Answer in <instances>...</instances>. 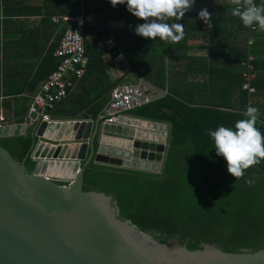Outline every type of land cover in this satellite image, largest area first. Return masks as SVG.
<instances>
[{
    "label": "trees",
    "instance_id": "1",
    "mask_svg": "<svg viewBox=\"0 0 264 264\" xmlns=\"http://www.w3.org/2000/svg\"><path fill=\"white\" fill-rule=\"evenodd\" d=\"M58 1L59 12L65 13L68 2ZM225 4L224 19L222 15L214 17L213 7L210 6L212 15L209 27L212 36L221 34L223 37L227 33L224 21L227 18L229 20L231 7L228 0ZM82 9L85 15L97 18L95 25L85 26L88 55L85 73L95 75L100 71L101 74L96 76V87L101 93L92 95L74 91L56 103L54 110L58 104H62L58 112L63 117H72L86 108L83 116L93 120L103 114L115 85L110 82L105 67L97 70L102 62L101 54L106 52L98 50V41L110 34L107 24L110 15L128 19V29L125 34H117V41L131 69L153 84L165 88L166 57L184 58L178 53V46L171 47L170 42L161 41L159 37L150 39L135 34V25L143 21L129 13L124 5L113 7L108 0H85ZM233 19L242 25L238 17ZM241 27L244 30L247 28ZM66 28H61L29 88L36 90L38 83L56 69L59 59L53 53ZM254 35L251 46V52L256 56L254 64L257 78L252 82L256 89L254 93L249 94L242 89L244 67L241 64L247 56L244 44H225L220 50L210 52V57L217 58L218 64H204L199 69L196 64L178 62L170 65L168 73L174 78L187 79L189 73L200 72L208 78L202 84L183 80L176 82L177 87L168 85L165 95L129 111L172 123L163 172L120 168L91 160L84 171L83 190L112 194L120 217L130 220L161 243L169 244L177 239L190 250L202 249L207 244H216L228 252L264 250V159L244 170L243 176L235 178L227 172L224 158L215 154L212 141L204 131L214 129L217 125L231 126L243 118L241 113L251 105L257 108L256 127L264 134V103L256 100L257 96H264V36L258 30ZM123 38L126 42H123ZM119 52L116 45L109 50L112 57ZM20 99L30 100L27 97ZM28 111L29 106L25 105L21 114H15L23 115ZM35 140L33 130L29 129L24 135L0 138V144L18 161H25L27 172L31 173L36 163L30 158ZM97 145L95 142L96 148ZM246 180L251 183H246Z\"/></svg>",
    "mask_w": 264,
    "mask_h": 264
},
{
    "label": "water",
    "instance_id": "2",
    "mask_svg": "<svg viewBox=\"0 0 264 264\" xmlns=\"http://www.w3.org/2000/svg\"><path fill=\"white\" fill-rule=\"evenodd\" d=\"M101 115L47 121L28 111L2 120L0 138L33 130L36 163L28 173L0 144V264H264V250L161 243L121 218L112 194L84 191L91 160L162 173L169 150L171 122L126 112L133 122L120 115L108 123Z\"/></svg>",
    "mask_w": 264,
    "mask_h": 264
},
{
    "label": "crops",
    "instance_id": "3",
    "mask_svg": "<svg viewBox=\"0 0 264 264\" xmlns=\"http://www.w3.org/2000/svg\"><path fill=\"white\" fill-rule=\"evenodd\" d=\"M225 1L227 2V0H197L195 4H192V6L185 11L181 19L177 20L173 17L166 20L167 23L170 22L169 24L181 23L183 25L182 38L179 41L170 43L171 47L178 46V48H180L178 53L183 55L184 58L177 57L168 59V57H166L165 88L153 84L145 77L133 71L127 58L122 62L116 61L117 56L121 52H124L117 41V34H125L128 29L126 24L128 19L124 16H108L107 24L110 34L98 41V50H105L106 52L101 54L100 59L102 62L97 70H102L105 67L107 76L112 84H137L146 92L153 95L154 98L165 95L168 92V85L177 87L178 84L176 82L179 81L187 80V82L202 84V82L208 78L205 73H189L187 79L184 77L174 78L168 73V71H170L169 66H173L180 62L184 65L196 64L199 69L203 68L204 64H218L219 61L217 58L210 57V52L220 50L225 44H244L247 48L246 58L248 54H253L251 52L252 44H248L249 28L247 27L244 30L238 20L235 21L233 19L235 16L230 15L229 20H227L228 18L225 19L224 29L227 30V33L223 35V37L221 34L212 36L210 34V27L197 18V13L201 8L206 9L211 14L210 6L212 5L214 10L213 16L222 15L221 18L224 19L223 14L227 7ZM261 2H259V4ZM228 3L231 8L234 7L229 0ZM59 4L58 0H0V116L4 119L22 116L16 115L15 112L21 114L22 107L25 105H28L30 108L32 97L42 81L38 83L36 90L32 87L29 88L30 82L34 80L43 58L56 42L61 28L72 25L70 20L54 22L52 17L62 15L72 17L83 12L80 6L78 7L74 5L75 3L68 2L65 7V13H61L59 12ZM85 16L87 17V24L95 25L97 23L96 17L91 15ZM257 30L264 36V31ZM109 36L115 39V44L108 45L106 43ZM124 41L126 42L125 38H123V42ZM115 45L119 48L120 52L117 56L112 57L109 50ZM246 58L244 60H246ZM100 74V71H97L95 75L84 73L79 81L80 85L78 83V87L74 93H91L92 95L101 93L96 87L98 82L96 76ZM102 86L103 84L101 83V87ZM200 90L203 91V87H201ZM102 94H104V92ZM21 97H27L30 98V100L24 101L20 99ZM256 100L263 104L264 96H257ZM61 105L62 104H58L56 106L51 114L52 117L63 118V115L58 112L62 109L60 108ZM85 109L80 110L78 113H84ZM121 116L125 121H134V119L126 115V113H123Z\"/></svg>",
    "mask_w": 264,
    "mask_h": 264
},
{
    "label": "clouds",
    "instance_id": "4",
    "mask_svg": "<svg viewBox=\"0 0 264 264\" xmlns=\"http://www.w3.org/2000/svg\"><path fill=\"white\" fill-rule=\"evenodd\" d=\"M108 3L113 7L124 5L129 13L143 21L135 25V34L150 39L159 37L168 43L182 38L183 25L169 24L166 20L181 19L194 0H108ZM228 14L238 17L244 27L255 25L264 31V0L260 4L253 0H237ZM210 17L204 8L197 13V18L207 26H211ZM256 113L257 108L249 105L241 113L243 118L231 126L217 125L214 129L204 130L212 141L215 154L224 158L227 172L235 178L243 176L244 170L264 159V134L256 127Z\"/></svg>",
    "mask_w": 264,
    "mask_h": 264
},
{
    "label": "built area",
    "instance_id": "5",
    "mask_svg": "<svg viewBox=\"0 0 264 264\" xmlns=\"http://www.w3.org/2000/svg\"><path fill=\"white\" fill-rule=\"evenodd\" d=\"M73 2L83 8L85 0H66ZM235 7L237 0H229ZM197 0H194L195 4ZM253 3L259 4V0H253ZM54 22L68 21L72 25L64 31L53 56L59 59V63L49 76L41 82L38 89L32 97L29 112H37L42 120L50 121L52 115L50 112L54 110L56 103L66 99L78 87L80 79L83 77L87 64L88 55L85 46V26L87 17L80 12L72 17L54 16ZM257 31L255 25L249 28L248 44H253L255 40L254 33ZM108 45L115 44V39L109 36L106 40ZM126 60L124 52H121L117 58V62ZM254 54H248L246 60L242 62L244 70L242 72L243 84L242 89L247 90L249 94L255 92L252 82L257 78ZM153 95L146 92L137 84L120 83L115 85L110 93V101L108 107L101 115V119L108 123H117L118 117L123 113L140 107L153 100ZM4 118L0 116V125Z\"/></svg>",
    "mask_w": 264,
    "mask_h": 264
},
{
    "label": "bare ground",
    "instance_id": "6",
    "mask_svg": "<svg viewBox=\"0 0 264 264\" xmlns=\"http://www.w3.org/2000/svg\"><path fill=\"white\" fill-rule=\"evenodd\" d=\"M140 124L143 125V127H148V125H149V124L146 123V122H140Z\"/></svg>",
    "mask_w": 264,
    "mask_h": 264
},
{
    "label": "rangeland",
    "instance_id": "7",
    "mask_svg": "<svg viewBox=\"0 0 264 264\" xmlns=\"http://www.w3.org/2000/svg\"><path fill=\"white\" fill-rule=\"evenodd\" d=\"M60 108H62V107L60 106ZM60 108H59V109H60Z\"/></svg>",
    "mask_w": 264,
    "mask_h": 264
}]
</instances>
